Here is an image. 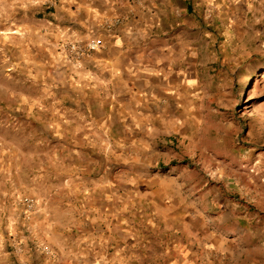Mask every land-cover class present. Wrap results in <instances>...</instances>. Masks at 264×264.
Returning <instances> with one entry per match:
<instances>
[{
    "label": "rangeland",
    "instance_id": "obj_1",
    "mask_svg": "<svg viewBox=\"0 0 264 264\" xmlns=\"http://www.w3.org/2000/svg\"><path fill=\"white\" fill-rule=\"evenodd\" d=\"M174 1L186 90L117 111L58 51L85 0H0V264H264V0Z\"/></svg>",
    "mask_w": 264,
    "mask_h": 264
},
{
    "label": "crops",
    "instance_id": "obj_2",
    "mask_svg": "<svg viewBox=\"0 0 264 264\" xmlns=\"http://www.w3.org/2000/svg\"><path fill=\"white\" fill-rule=\"evenodd\" d=\"M112 1L85 0L87 19L79 23L86 27L87 35L100 34L101 20L114 13L108 11L114 5ZM155 1L144 0L147 8L140 13L142 19L124 25L113 36L107 37L106 51L87 67L83 77L87 81V108L93 104L107 107L115 102L113 107L124 111L125 107L148 102L152 89L157 86L155 82L166 84L163 77L174 78L173 87L178 92L186 90V60L180 56L166 59L158 51L171 40L165 45L164 41L150 36L163 15L170 16L173 24L179 26L175 17L187 15V9L178 7L174 0H160L167 4L162 12Z\"/></svg>",
    "mask_w": 264,
    "mask_h": 264
},
{
    "label": "built area",
    "instance_id": "obj_3",
    "mask_svg": "<svg viewBox=\"0 0 264 264\" xmlns=\"http://www.w3.org/2000/svg\"><path fill=\"white\" fill-rule=\"evenodd\" d=\"M121 4L126 3L132 5L136 0H118ZM128 14L116 13L105 16L101 20L100 30L108 37L113 36L121 27L127 24L129 14H133V10H129ZM101 33V34H102ZM63 35L68 36L59 45L60 55L77 71H84L88 64L92 63L95 58L106 51L107 45L103 39V35L94 36L87 35L85 41L77 39L76 34L71 29L63 30Z\"/></svg>",
    "mask_w": 264,
    "mask_h": 264
}]
</instances>
